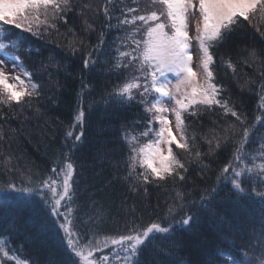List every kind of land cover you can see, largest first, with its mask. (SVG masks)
<instances>
[{
    "label": "trees",
    "instance_id": "1",
    "mask_svg": "<svg viewBox=\"0 0 264 264\" xmlns=\"http://www.w3.org/2000/svg\"><path fill=\"white\" fill-rule=\"evenodd\" d=\"M82 4H89L92 9L99 10L97 15L92 12L85 14L89 23L93 24L94 31H83L84 17L79 15ZM105 4L106 0H77V7L67 16V25L63 21L57 23L59 36L53 33L40 39L13 27L10 30L11 37L22 38V50L19 52L21 59L33 73V81L42 84V95L33 101L30 108L16 106L10 109L4 106L0 109V131L4 134V139L0 141V152L13 157L11 165L17 168L15 182L19 184L30 175L33 179H40L50 173L53 161L67 151L64 146L65 135L72 130L70 125L77 110L78 94L82 91V85L89 86L91 90L83 93L85 133L74 159L79 173L81 205L77 213L78 230L91 236L92 232L88 230L92 229L97 239L127 234L126 225L131 226L132 222L146 226L160 220L169 206L178 200V194L186 196L188 201L198 200L205 190L217 185L221 169L231 160L236 142L243 138V127L255 124L257 115H264L258 110L261 94L259 85L262 82L261 73L264 72V18L257 13L251 23L244 21L213 50L215 82L226 89L221 94L222 98L228 100L229 107L240 113L242 119L246 118L247 124L242 126L240 121L230 114L225 115L220 108L211 112L200 108L195 117L186 114L185 123L190 125L187 134L191 137L195 133L197 138L191 145V153H184L174 147L186 165L187 170L181 173L185 179L181 181L178 177H168L165 181L142 184L133 191L130 182L123 179L127 174L124 161L129 149L122 134L128 132L130 136H138L145 130L150 116L144 112V105L137 101L122 106H105L101 102L115 85L134 74L131 69L123 70L119 76L107 70L115 55V45L121 43L117 37L132 48L135 45L126 35L132 31L131 26L119 31L104 26L102 9ZM115 7L138 8L141 10L136 13L138 15L160 10L159 5H152V0H136L135 3L133 0H115ZM115 14L120 15L119 11ZM69 28L85 42V46L75 55L62 46L67 43L63 34ZM101 32L105 37L102 54H93V59L99 55V63L95 70H85L83 59L99 43ZM54 39L58 43H53ZM68 39H74L71 33H68ZM135 39L139 40L141 36L136 34ZM29 47L32 51H27ZM126 50L129 48L121 47V51ZM49 57L53 58L51 64ZM228 61H231L235 71L227 67ZM42 65H48L47 70ZM87 104L98 106L89 113ZM226 136L227 142L224 139ZM262 137L264 127L257 125L244 149L249 153L245 161L249 166L264 162V158H261V146L264 145ZM149 138H142L139 143L142 145ZM208 141H211V148ZM217 141L220 142L219 148L215 147ZM196 151L200 152V157L195 155ZM137 171L142 169L138 168ZM9 178L0 167V181ZM244 186L248 190L254 187L257 191H264V184L258 183L255 176L251 177V183L245 180ZM231 191L230 185H224L215 197L211 205L216 212L215 217L201 210L198 212L201 223L194 226L192 232L177 231L173 239L164 242L174 243L182 249L175 253L174 264H179L181 260L185 264H221L217 249L231 251L237 258H240V253L236 249H242L249 257L255 258L256 264L264 259L261 252L264 239L257 240V237H264L261 232L264 225L260 223L264 205L259 198L245 199L242 208L233 202L235 196L230 195ZM9 214L16 216L17 227L13 231H5L8 220L0 218V235L11 237L10 246L21 259L30 261V264H73L74 257L51 221L46 222L42 216L33 217L24 208H0V217ZM89 216L96 217V221L83 223L88 221ZM221 217L224 219L221 220ZM96 223L99 224L98 228ZM225 237L228 239L225 240ZM230 241L235 242V248L230 246ZM104 252L108 254V251ZM159 259L167 258L159 256L151 247L140 255L143 264H157Z\"/></svg>",
    "mask_w": 264,
    "mask_h": 264
},
{
    "label": "snow or ice",
    "instance_id": "2",
    "mask_svg": "<svg viewBox=\"0 0 264 264\" xmlns=\"http://www.w3.org/2000/svg\"><path fill=\"white\" fill-rule=\"evenodd\" d=\"M152 5H159L160 10L138 15L136 13L141 11L140 9L133 7L118 9L115 7V0H106L102 9L104 26L107 29L119 31L125 26H131L132 31L126 35L131 38V44L135 47H130L120 37L116 38L121 43L115 45V55L107 70L119 76L123 74V70L131 69L134 74L123 83L115 85L101 102L105 106L110 104L122 106L137 101L144 105V112L150 116L145 130L138 136H130L128 132L122 134V139L129 149L124 161L127 174L123 179L130 182L129 186L133 191L142 184L165 181L168 177H178L181 181L185 179L181 173L187 170L186 165L174 151V147L184 153H191V145L197 138L195 133L191 137L187 134L190 125L185 123L186 114L195 117L199 114L200 108L209 112L220 108L225 115L230 114L240 121L242 126L247 124L246 118L242 119L240 113L229 107L228 100L222 98L221 94L226 89L215 82L213 50L244 21L251 23L255 14L259 13L264 18V0H196V2L152 0ZM76 7L77 0H0V65L8 60L13 68L20 69L24 77L22 79L21 74H17L12 77L14 82L9 83V76L0 67V109L4 106L10 109L16 106L21 109L32 107L33 101L42 95L43 87L42 84L33 81V73L25 67L20 55L16 54L22 50V38L8 39L12 33L5 31V28L12 26L21 33L27 32L40 39L52 36L53 33L59 36L57 23L63 21L67 25V16ZM117 11L120 15L115 14ZM87 12L97 15L99 10L92 9L89 4L80 5L79 15L84 17L83 31H94L93 24L89 23L85 15ZM190 15L198 17L195 23V36L189 35ZM41 16L44 18L40 19ZM50 20L54 22L50 23ZM68 33H71L74 39H68ZM136 34H139L141 39H135ZM63 35L67 43L62 46L70 54L75 55L85 46L84 40L78 37L73 29H67ZM193 40L197 43L202 78L193 67ZM52 42L58 43V40L54 39ZM104 43V33L101 32L99 43L83 59L85 70H95L99 63V55L93 59V54H102ZM122 46L128 47L129 50L121 51ZM27 51L32 49L29 47ZM52 60L53 58L49 57L50 64ZM227 67L235 71L231 61L227 62ZM42 68L47 70L48 65H42ZM169 73L176 79L175 85L171 87ZM261 79L258 110L264 112V72L261 73ZM85 90L91 89L86 84L82 85V91L78 94L77 110L70 125L72 130L65 135L64 146L67 151L62 152L53 161L47 176L33 179L30 175L26 180L16 183L14 173L17 168L11 165L13 157L0 152V160L3 162L0 167L3 168V174L10 177L0 181V208L6 206L24 208L29 210L33 217L42 216L46 222L51 221L74 257L73 264H143L140 255L150 247L159 256L167 258L157 260V264H174L175 253L182 249L174 243L164 242L173 239L177 231L192 232L194 226L201 223L198 215L201 210L215 217L216 212L211 205L224 185L231 186L233 191L230 195L235 196L233 202L240 207H244L242 201L253 198H259L264 205V191H257L254 187L248 190L244 186L245 180L251 183L253 176L258 183L264 184V162L253 166L245 163L249 153L244 149L250 135L257 125L264 127V115H257L255 124L243 127V138L236 142L231 160L221 169L217 185L205 190L198 200L188 201L186 196L178 194V200L169 206L164 217L146 226L132 222L131 226L126 225L127 234L97 239L92 229L88 230L92 232L91 236L86 232L82 233L78 230L77 213L81 205L79 173L74 156L83 142L85 133L86 108L83 95ZM165 101L174 102V106L165 107ZM97 106L87 104V111L90 113ZM169 115L174 117V125ZM77 128L79 130L75 131ZM145 137L151 138L141 145L139 140ZM3 139L4 134L0 131V141ZM224 139L227 142V136ZM208 143L211 148V141ZM215 147H220L219 141ZM195 155L200 157L201 154L196 151ZM261 158H264V145L261 146ZM252 159L255 160L256 157ZM138 168L142 171H137ZM0 218L8 220L5 231L16 229L14 214ZM95 221L96 217L89 216L88 221L83 223ZM260 223L264 225V212L261 213ZM96 227H99L98 223ZM261 232L264 233V227L261 228ZM261 239L264 237H257V240ZM10 240V236L0 235V264H30V261L21 259L16 254V250L10 246ZM230 246L235 248V242L230 241ZM104 249L109 250L108 254H104ZM236 251L240 253V258L231 251L217 249L221 264H256L255 258L249 257L242 249L237 248ZM261 252L264 255V248ZM97 253L100 255L97 256ZM179 264L185 262L181 260ZM259 264H264V259H260Z\"/></svg>",
    "mask_w": 264,
    "mask_h": 264
},
{
    "label": "rangeland",
    "instance_id": "3",
    "mask_svg": "<svg viewBox=\"0 0 264 264\" xmlns=\"http://www.w3.org/2000/svg\"><path fill=\"white\" fill-rule=\"evenodd\" d=\"M194 2H196V0H194ZM197 19H198L197 16H191V15L188 18V22H189V35L190 36H195V23H196ZM12 28H13L12 26H7L5 28V31H10ZM8 39H15V38L9 37ZM5 42H7V40ZM16 54L17 55H20L19 52L16 53ZM20 57H21V55H20ZM193 57H194V60H193L194 70H196L199 73L200 78H202L203 77V73H202V71L199 68V59H198L197 43H196L195 40H193ZM0 67H2L3 68V71L9 76V83L14 82L12 80V77L13 76H15L17 74H21L20 73V69L19 68H13L12 64L8 60H5L4 64L3 65H0ZM168 77H169V80L171 81L170 87L172 85H175L176 79H175L174 75L171 74V73H169L168 74ZM21 78L24 79V77H23L22 74H21ZM164 106L165 107H168V108H171V107L174 106V102L169 103L168 101H165V105ZM169 119L172 120L173 125H174V117L172 115H169ZM173 131L175 133V128H173ZM104 251H109V250L108 249H104ZM104 253H106V252H104ZM98 255H100V253H98Z\"/></svg>",
    "mask_w": 264,
    "mask_h": 264
}]
</instances>
